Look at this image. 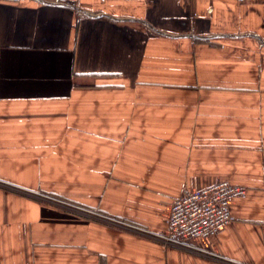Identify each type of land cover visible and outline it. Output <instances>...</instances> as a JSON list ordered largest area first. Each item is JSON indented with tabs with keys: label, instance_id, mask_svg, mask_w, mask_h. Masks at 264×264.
<instances>
[{
	"label": "crops",
	"instance_id": "crops-1",
	"mask_svg": "<svg viewBox=\"0 0 264 264\" xmlns=\"http://www.w3.org/2000/svg\"><path fill=\"white\" fill-rule=\"evenodd\" d=\"M230 180L217 260L165 232ZM0 264H264V2L0 0Z\"/></svg>",
	"mask_w": 264,
	"mask_h": 264
},
{
	"label": "built area",
	"instance_id": "built-area-1",
	"mask_svg": "<svg viewBox=\"0 0 264 264\" xmlns=\"http://www.w3.org/2000/svg\"><path fill=\"white\" fill-rule=\"evenodd\" d=\"M237 2H264V0H236ZM36 196L68 210L97 217L98 219L149 235L165 246H174L190 252L208 256L217 260H226L224 256L206 250L196 243V239L217 234L233 220L230 204L237 197L247 194V187L230 180H219L211 185L188 190L173 200L167 217L165 232H155L149 228L136 226L129 221L112 217L97 210L89 209L57 196L34 192Z\"/></svg>",
	"mask_w": 264,
	"mask_h": 264
}]
</instances>
